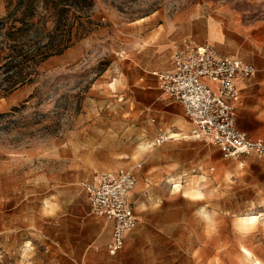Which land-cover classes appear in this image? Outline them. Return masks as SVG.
<instances>
[{
  "label": "rangeland",
  "instance_id": "1",
  "mask_svg": "<svg viewBox=\"0 0 264 264\" xmlns=\"http://www.w3.org/2000/svg\"><path fill=\"white\" fill-rule=\"evenodd\" d=\"M88 3L77 10L81 40L45 61L33 82L7 95L0 86V264H104L81 182L122 167L138 175L139 223L114 264H264V166L256 162L264 158L225 159L192 140L154 145L159 129L189 124L168 123L160 101L148 102L134 63L141 44L175 30L264 73V0ZM7 5L0 0V19ZM259 213L256 225L240 226L239 217Z\"/></svg>",
  "mask_w": 264,
  "mask_h": 264
},
{
  "label": "built area",
  "instance_id": "2",
  "mask_svg": "<svg viewBox=\"0 0 264 264\" xmlns=\"http://www.w3.org/2000/svg\"><path fill=\"white\" fill-rule=\"evenodd\" d=\"M255 73L253 65L224 55L211 44L186 42L176 49L171 69L153 74L159 80L162 95L183 105L190 123L189 136L213 144L225 159H238L243 155L264 158V140L252 139L236 124L242 103L236 82ZM175 136L160 131L154 145L160 146ZM137 183L133 168L96 171L82 183L92 213L113 223L107 246L112 256L123 250L128 233L139 223L129 200Z\"/></svg>",
  "mask_w": 264,
  "mask_h": 264
},
{
  "label": "trees",
  "instance_id": "3",
  "mask_svg": "<svg viewBox=\"0 0 264 264\" xmlns=\"http://www.w3.org/2000/svg\"><path fill=\"white\" fill-rule=\"evenodd\" d=\"M87 6L92 0H87ZM81 0H8L0 19V86L10 94L33 82L38 68L82 39ZM51 25V26H49Z\"/></svg>",
  "mask_w": 264,
  "mask_h": 264
},
{
  "label": "crops",
  "instance_id": "4",
  "mask_svg": "<svg viewBox=\"0 0 264 264\" xmlns=\"http://www.w3.org/2000/svg\"><path fill=\"white\" fill-rule=\"evenodd\" d=\"M187 29L189 30V28ZM161 32L162 31H159V33H155L153 35V36H156V38L153 39V41L150 40L145 44H141L142 49L141 50L139 49L138 51L139 55L137 57H134V63L139 67V69H141L139 72V77H140L139 79L142 81V89H143L144 96H147L149 98L148 102L152 101L153 103H158V101H160V106L158 109L161 110L162 116L168 123L174 124V123H178L183 120H186L187 123L189 124V129L188 131L178 130L177 132H173L171 130L163 131L162 129H159V132L161 131V132L171 133V134L176 135L174 139H171L167 142L192 140V141H200V142L209 143L204 140H195L189 136L190 123L186 117L185 109L183 105L173 99L162 98L160 96V93H161L160 83H159L158 78L153 74L155 72H161V71L171 69L173 55L176 49L179 47H182L186 42L196 44V45H203V44H198L192 38L181 37V33L175 30L172 31L173 32L172 36L162 34ZM151 36L152 34L149 33L147 38ZM212 40H221V38H215ZM227 55L238 57L244 60L245 62L253 65L256 68V65L254 63L247 61L240 56L230 55V54H227ZM256 73H257V68H256ZM256 73L251 78H239L236 82L241 92V95H242V103L238 110L236 124L239 130L246 132L252 139H263L264 140V131H263L264 130V73H260L259 75H257ZM244 122L249 123V124L260 125V128H258L259 129L258 130V129L250 128L248 126H244L243 125ZM256 162L260 164L261 166H264V159H259ZM116 170L118 169L96 170V171H116ZM196 170L197 169H193L192 171H196ZM198 170L201 172L202 168L199 167ZM96 171H94L93 174L84 181L90 180ZM262 172H264V169H262ZM84 181L81 182V187L83 191L85 192L82 186V183ZM134 190L130 194L129 200L131 204L133 205L134 210L137 213L138 218H139V214L137 212V209H136V206L133 200ZM85 195H86V192H85ZM87 203H88V200H87ZM89 208H90V205H89ZM90 214L93 215L96 218V220L91 219L89 222L93 223L94 227H97L102 233L101 242L104 241V264L123 263V261H117L113 258L117 257L124 250L125 247L115 256H112L108 253L107 246H108V243L112 239L113 223L104 217H100V216L93 214L91 211V208H90ZM256 215L263 216L262 213L261 214L259 213ZM244 217H247V216H244ZM137 227L138 225L135 227V229H133L132 231L128 233L126 237V243H127L128 237L136 230ZM126 243H125V246H126Z\"/></svg>",
  "mask_w": 264,
  "mask_h": 264
},
{
  "label": "bare ground",
  "instance_id": "5",
  "mask_svg": "<svg viewBox=\"0 0 264 264\" xmlns=\"http://www.w3.org/2000/svg\"><path fill=\"white\" fill-rule=\"evenodd\" d=\"M210 33L212 35H215L217 34V31L215 30V28H211L210 29ZM180 187V186H179ZM194 193V192H193ZM192 193V194H193ZM201 192H196L194 194V196L197 198V197H201ZM259 219H260V215H250V216H247V217H241L239 218V223H240V226H242L243 228H248V227H251V226H254L256 225L258 222H259Z\"/></svg>",
  "mask_w": 264,
  "mask_h": 264
}]
</instances>
